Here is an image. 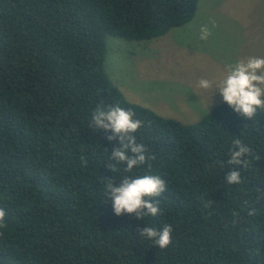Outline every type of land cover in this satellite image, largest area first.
<instances>
[{
  "label": "trees",
  "instance_id": "obj_1",
  "mask_svg": "<svg viewBox=\"0 0 264 264\" xmlns=\"http://www.w3.org/2000/svg\"><path fill=\"white\" fill-rule=\"evenodd\" d=\"M198 2L0 0V264H264V112L250 120L223 102L184 124L128 102L104 69L107 37L159 38ZM101 104L135 113L155 159L107 168L122 145L90 128ZM237 139L252 156L229 185ZM145 174L165 180L161 214L115 215L108 180ZM164 225L165 250L138 232Z\"/></svg>",
  "mask_w": 264,
  "mask_h": 264
},
{
  "label": "rangeland",
  "instance_id": "obj_2",
  "mask_svg": "<svg viewBox=\"0 0 264 264\" xmlns=\"http://www.w3.org/2000/svg\"><path fill=\"white\" fill-rule=\"evenodd\" d=\"M211 20L217 27L202 41L200 26ZM250 56L264 57V0H199L191 22L164 36L143 42L107 37L104 69L128 102L193 124L224 102L215 88H199V80L215 83L228 65Z\"/></svg>",
  "mask_w": 264,
  "mask_h": 264
},
{
  "label": "clouds",
  "instance_id": "obj_3",
  "mask_svg": "<svg viewBox=\"0 0 264 264\" xmlns=\"http://www.w3.org/2000/svg\"><path fill=\"white\" fill-rule=\"evenodd\" d=\"M211 25V27L209 26ZM209 24L200 26L199 39L207 41L212 35V29L217 27L216 22L211 20ZM203 90L215 88V94L219 93L223 101L237 114L248 119H253L257 112H264V57L250 56L239 60L226 67V75L216 81L201 78L197 85ZM208 105H212V98ZM90 128L94 131L103 129L111 132L107 139L114 141L119 139L122 147L114 148L109 155L107 168L117 172L121 165H126L124 171L133 173V170L146 164L154 156H148V149L143 143L137 142L136 133L143 127L139 119H135V113L122 108L119 105H99L90 122ZM252 156V150L237 139L233 142V150L229 153L228 164L234 166V170L227 177V184L238 185L242 183L241 166L247 169L250 160L246 157ZM259 160L260 157L256 156ZM151 165L149 164V168ZM108 200L112 202L115 215L122 216L125 213L142 220L145 216H157L161 214L159 201L166 191L165 180L158 175L145 174L142 176H124L119 186L115 181L109 179L105 185ZM255 210L249 211V215H255ZM6 211L0 208V229L4 228ZM141 237L152 241L154 246L162 250L167 249L172 243L173 228L164 225L157 230L154 227H145L138 231ZM0 236L3 233L0 232Z\"/></svg>",
  "mask_w": 264,
  "mask_h": 264
}]
</instances>
